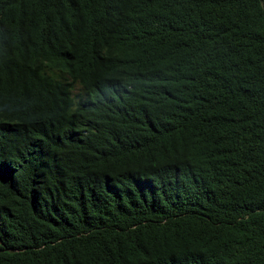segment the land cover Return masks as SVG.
<instances>
[{
  "label": "trees",
  "instance_id": "trees-1",
  "mask_svg": "<svg viewBox=\"0 0 264 264\" xmlns=\"http://www.w3.org/2000/svg\"><path fill=\"white\" fill-rule=\"evenodd\" d=\"M0 264H264V0H0Z\"/></svg>",
  "mask_w": 264,
  "mask_h": 264
}]
</instances>
